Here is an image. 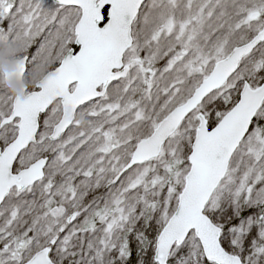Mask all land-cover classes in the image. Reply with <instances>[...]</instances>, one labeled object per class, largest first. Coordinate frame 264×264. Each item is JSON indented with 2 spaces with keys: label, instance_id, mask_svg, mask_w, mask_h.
<instances>
[{
  "label": "snow or ice",
  "instance_id": "snow-or-ice-1",
  "mask_svg": "<svg viewBox=\"0 0 264 264\" xmlns=\"http://www.w3.org/2000/svg\"><path fill=\"white\" fill-rule=\"evenodd\" d=\"M0 264H264V0H0Z\"/></svg>",
  "mask_w": 264,
  "mask_h": 264
},
{
  "label": "water",
  "instance_id": "water-1",
  "mask_svg": "<svg viewBox=\"0 0 264 264\" xmlns=\"http://www.w3.org/2000/svg\"><path fill=\"white\" fill-rule=\"evenodd\" d=\"M13 90H16V86L15 85H13Z\"/></svg>",
  "mask_w": 264,
  "mask_h": 264
}]
</instances>
